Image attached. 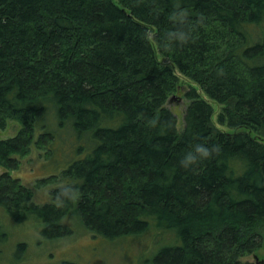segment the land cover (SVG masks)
Wrapping results in <instances>:
<instances>
[{"label":"trees","instance_id":"trees-1","mask_svg":"<svg viewBox=\"0 0 264 264\" xmlns=\"http://www.w3.org/2000/svg\"><path fill=\"white\" fill-rule=\"evenodd\" d=\"M7 120L22 124L0 139V206L15 222L62 237L74 212L110 240L155 226L178 238L158 264H250L264 247V0H0ZM37 129L38 149L71 129L88 152L43 206L10 173Z\"/></svg>","mask_w":264,"mask_h":264},{"label":"rangeland","instance_id":"rangeland-1","mask_svg":"<svg viewBox=\"0 0 264 264\" xmlns=\"http://www.w3.org/2000/svg\"><path fill=\"white\" fill-rule=\"evenodd\" d=\"M181 80L184 85H189V81L185 78L181 77ZM187 104L183 96L175 94L171 107L176 109L180 131L184 127ZM212 105L216 111L214 122L218 128L227 130L217 123L221 106L214 103ZM21 128L22 124L19 121L7 120L6 128L0 129V139L16 136ZM51 129L57 130V126L52 124ZM39 130L35 132L31 153L25 158H20V167L10 173L32 191L33 202L43 206L52 201L50 194L52 190L66 184V180L62 179V173L74 161L85 158L88 152H79L83 145L75 138L71 129H67L63 135L60 132L59 142L48 143L45 149H38L35 141L42 132ZM52 175L58 176L54 183L39 185L41 179ZM0 221L8 234V241L0 246V264H158L155 261L158 253L165 247L178 243V238L176 240L173 233L153 225L144 233L133 237L106 239L89 231L74 212L63 219V225L71 232L62 237L44 236L42 231L45 222L35 216L22 222H15L1 206ZM242 260L250 264H257L258 260L264 264V247Z\"/></svg>","mask_w":264,"mask_h":264},{"label":"clouds","instance_id":"clouds-1","mask_svg":"<svg viewBox=\"0 0 264 264\" xmlns=\"http://www.w3.org/2000/svg\"><path fill=\"white\" fill-rule=\"evenodd\" d=\"M196 151L199 152V153H201V154H203V155H207L208 154V149L206 147H204L203 145H197ZM195 158L196 157L193 154L189 153V154H187L184 157L182 163H184L185 165H187L188 162L194 160Z\"/></svg>","mask_w":264,"mask_h":264},{"label":"water","instance_id":"water-1","mask_svg":"<svg viewBox=\"0 0 264 264\" xmlns=\"http://www.w3.org/2000/svg\"><path fill=\"white\" fill-rule=\"evenodd\" d=\"M257 264H262V262H261V261L259 262V261L257 260Z\"/></svg>","mask_w":264,"mask_h":264}]
</instances>
